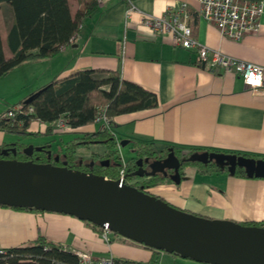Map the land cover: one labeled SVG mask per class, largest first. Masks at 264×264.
Masks as SVG:
<instances>
[{
    "label": "crops",
    "instance_id": "0c3cea01",
    "mask_svg": "<svg viewBox=\"0 0 264 264\" xmlns=\"http://www.w3.org/2000/svg\"><path fill=\"white\" fill-rule=\"evenodd\" d=\"M180 1L187 4V23L192 37L228 55L264 66V0L258 31L243 32L238 40L220 35L212 21L201 18L196 0H133L134 9L128 16H125L124 0H103L81 20L77 34L57 53L30 57L0 75L1 85L12 76L17 77L19 84L7 101L0 102V115L8 105L22 100L49 80L85 68L117 69L121 77L152 91L157 101L155 106L112 116L110 128L118 140L127 139L128 144L150 141L157 152L171 147L183 153L189 151L188 155L193 156L223 150L240 158L263 157L264 89L249 91L237 74L222 71L218 66L210 68L207 59L204 62L198 60L195 49L174 45L168 37L153 34L138 24L140 12L160 14L166 5H176ZM69 2V11L73 13L77 0L72 1L75 5ZM10 19L8 5L1 3L0 41L5 57L10 56L5 43ZM98 124L101 123L91 122L47 132V125L31 121L27 130L34 132L32 135L46 136L34 145L49 141L52 152L61 153L63 142L74 139L81 132L94 130ZM8 134L0 129V144L10 142ZM95 146L102 149L101 145ZM82 147L91 148L89 144L79 145L76 155L88 160L90 151L88 155L79 150ZM120 147L117 148L121 155ZM175 154L169 152L156 160L169 159ZM181 154L177 155L182 157ZM218 154H205L203 158L224 160ZM132 155L133 151L121 157L126 159ZM160 167L153 171L159 175L172 173L167 166ZM201 168L208 167L201 164ZM179 175L178 182L160 179L146 185L145 190L178 208L204 217L240 223L264 220L263 177L248 176L244 172L234 174L224 167L202 171L198 164L190 163L181 167ZM149 176L136 175L129 181ZM39 236L66 249H89L94 259L99 258L94 251L110 250V241L114 238L110 234V240L105 242L99 231L74 215L0 205V248L30 244ZM69 236L70 242L60 241ZM142 246L146 250L128 259L146 261L151 250ZM162 252H156V260L163 255ZM177 256L171 254L173 264H201Z\"/></svg>",
    "mask_w": 264,
    "mask_h": 264
},
{
    "label": "trees",
    "instance_id": "16d2710c",
    "mask_svg": "<svg viewBox=\"0 0 264 264\" xmlns=\"http://www.w3.org/2000/svg\"><path fill=\"white\" fill-rule=\"evenodd\" d=\"M1 3L8 5L11 19L5 35V43L10 51V56L5 57L3 55L0 41V75L7 73L16 64L30 57H47L57 53L69 42L70 37L77 34L81 20L91 14L98 5L96 0H77L78 4L75 11L70 13L68 0H0V5ZM20 101L24 104H31L33 112L26 115H17L13 120L0 117V129L21 136L34 134V132L27 130L29 123L34 119L51 121L62 115L70 127H75L93 122L97 106L105 107V114L110 121L112 116L118 113L152 107L157 103L155 94L152 91L142 87L135 81L121 77L117 69L105 68L79 69L63 77L49 80ZM50 129L51 127L47 126V132ZM91 142L94 145H101L102 149L91 151L89 159L82 160L80 156L76 155L77 147L79 145L88 146ZM27 144L29 143L22 140L0 144V157L45 162L48 160L47 153H50V158L57 154L59 160L56 163L58 164H63L65 160V164L69 168L91 171L113 179L117 176L118 170L124 165L125 181L139 175L137 168L139 166L143 168L148 160L161 159L169 152L176 153L174 156L179 161L178 171L188 163L198 164L199 170L202 171L216 170L219 167L229 170V158L232 153L231 151L216 150V154L203 152L193 156L188 155L189 151L183 153V151L171 147L157 152L150 141H132L130 147L134 151V155L121 160L117 148L120 146L118 137L112 132L110 126L105 127L102 124H98L94 130L81 132L74 139L63 142V152L61 153L52 152L49 141L38 145L32 144L30 153L26 149ZM218 153L224 160L218 162L215 159L206 157L210 154L219 156ZM177 154H181L182 157ZM205 154L206 156L203 158ZM138 158H141L140 163L137 162ZM260 158H264V156ZM90 160L93 161L92 164H90ZM201 164L208 168L200 169ZM168 168L172 172L173 168ZM150 170L146 168L143 170V175L150 174L148 178L133 181L130 184L145 189L146 185L152 184L156 180H171L170 173L159 175L157 172H150ZM243 172L245 173L244 168L236 163L232 173ZM0 205L36 210L27 206ZM88 223L96 231H100L99 226ZM248 223L264 225V220L245 222V224ZM43 246H46V249L43 250ZM148 248L151 250V255L146 261H141L143 264H153L157 258L156 252L159 250ZM5 249L4 257L0 254V263L7 260L10 264H19L16 261V255L23 256L26 253H42L69 262L76 261L74 254L60 250L56 244L42 236H39L30 244ZM171 253L178 255L174 252ZM123 260L125 262L132 261L131 259Z\"/></svg>",
    "mask_w": 264,
    "mask_h": 264
},
{
    "label": "water",
    "instance_id": "95a60500",
    "mask_svg": "<svg viewBox=\"0 0 264 264\" xmlns=\"http://www.w3.org/2000/svg\"><path fill=\"white\" fill-rule=\"evenodd\" d=\"M126 142L127 139H121L119 145ZM26 149L30 153L32 144H27ZM46 156L49 159L50 153ZM57 158L56 154L54 160L36 162L0 157V204L62 212L100 227L107 224L113 233L197 262L264 264V225L188 212L130 183L118 185V179L69 168L65 160L58 164ZM236 163L248 176L264 178V158L231 154V172ZM149 164L150 172L156 169ZM162 165L173 168L170 178L178 182V159H163ZM139 167L137 172L141 175L144 168ZM27 177L38 184H27ZM109 206L114 210H108Z\"/></svg>",
    "mask_w": 264,
    "mask_h": 264
},
{
    "label": "built area",
    "instance_id": "2783aa9c",
    "mask_svg": "<svg viewBox=\"0 0 264 264\" xmlns=\"http://www.w3.org/2000/svg\"><path fill=\"white\" fill-rule=\"evenodd\" d=\"M126 3L125 16L134 9L133 0H124ZM198 3V14L207 21H212L220 35L229 36L234 40L241 38L243 32L256 33L259 28V15L263 9L262 0H196ZM101 4L103 0H96ZM187 4L180 1L178 4L166 5L160 14L140 12L138 24L153 34H159L168 37L174 45L185 48H193L197 52L199 61L208 60L210 68L218 66L225 72H231L240 76L246 89L252 92L264 89V66L254 62L244 60L235 56L228 55L217 48H211L191 36V28L187 23ZM73 37L69 38L71 41ZM104 106H97L96 113L93 116V122L101 123L105 127L110 126L109 118L106 116ZM33 112L31 104H24L21 101L8 105L3 110L0 117L14 119L17 115L30 114ZM20 122V120H18ZM40 124L51 127L54 131H61L71 128L64 116L60 115L51 121L34 119ZM121 160H123L121 158ZM123 164V161H122ZM105 177V176H104ZM118 185L129 183L125 181L124 165L118 170ZM99 234L101 238L108 242L110 234L113 232L107 224L100 227ZM60 250L68 251L76 256L75 262H69L64 259H58L55 256H47L42 253H26L23 256L16 255V261L19 264H143L140 260L125 262L124 258H117L110 255L105 258L94 259L89 249H66L57 246ZM42 249H46L43 246ZM161 251V250H159ZM6 253L5 248H0V254ZM0 264H10L4 260ZM153 264H161L156 260Z\"/></svg>",
    "mask_w": 264,
    "mask_h": 264
},
{
    "label": "rangeland",
    "instance_id": "374dc122",
    "mask_svg": "<svg viewBox=\"0 0 264 264\" xmlns=\"http://www.w3.org/2000/svg\"><path fill=\"white\" fill-rule=\"evenodd\" d=\"M72 1L73 0H70V2H69L70 5H75L74 2L72 3ZM18 87H19V84H18L16 76L9 77L6 82L3 81V84L2 85L0 84V102L2 103V101H4V102L7 101L9 99L8 98L9 95L15 93L17 91ZM44 139H46V136L41 135V134L21 136V135L16 134V133H9L7 135V140H9L10 142L16 141V140H23V142H27L29 144H35V143L40 142ZM90 147L91 148H88V149L82 147V148H79V150L85 151L88 155H89V151L91 152L94 150V147L96 148V150L97 149L99 150V147L97 148L94 145V143H92V142L90 143ZM131 151L132 150H131L130 144H128V143L121 145V147H120L121 155L126 156L127 154H130ZM149 163H152L155 167H156V165H157V167H160L163 164V160L150 159V160H148V162H146L143 165V168H150ZM139 168H141V167H139ZM165 172H168V171H165ZM111 235L114 238H113V240L110 241V250L106 249V250L94 251L95 252L94 255H96L99 258H105V257H108L110 255H113V256L118 257V258H124V259L127 258L128 259V258H131L132 256H138V254H140L143 250H146L142 246L141 243H138L136 241H133L131 239L123 237L120 234H116V236H115V234H111ZM70 239H71V237L69 236L66 240H60V241H62V243H65V242L68 243V242H70ZM162 253H163V255L159 256V262H161L162 264H173L171 259H170L171 258L170 256L172 253H169L166 251H163ZM173 256H175V255H173ZM176 258H182V257L177 256ZM133 260H135V259H133ZM201 264H203V263H201Z\"/></svg>",
    "mask_w": 264,
    "mask_h": 264
},
{
    "label": "bare ground",
    "instance_id": "6f19581e",
    "mask_svg": "<svg viewBox=\"0 0 264 264\" xmlns=\"http://www.w3.org/2000/svg\"><path fill=\"white\" fill-rule=\"evenodd\" d=\"M120 154V153H119ZM120 157H121V155H120ZM122 158V157H121ZM123 159V158H122ZM107 178V177H106ZM26 182H27V184H29V185H31V186H34V185H37L38 183H37V181L34 179V178H31V177H27L26 178ZM130 183V182H129ZM108 210H114V208L112 207V206H109L108 208H107ZM100 227V226H99ZM113 234H116V233H113ZM158 250H161V249H158ZM161 251H164V250H161ZM179 256V255H178Z\"/></svg>",
    "mask_w": 264,
    "mask_h": 264
},
{
    "label": "flooded vegetation",
    "instance_id": "af4514ba",
    "mask_svg": "<svg viewBox=\"0 0 264 264\" xmlns=\"http://www.w3.org/2000/svg\"><path fill=\"white\" fill-rule=\"evenodd\" d=\"M53 157V156H52ZM48 160H54L53 158H49ZM57 160H59V158H57ZM61 160V159H60ZM52 162V161H51ZM154 166V165H153ZM147 170H148V168H147ZM131 182H133V181H131Z\"/></svg>",
    "mask_w": 264,
    "mask_h": 264
}]
</instances>
